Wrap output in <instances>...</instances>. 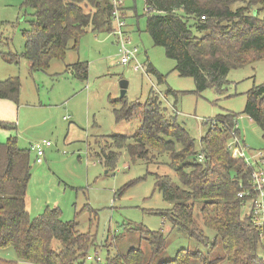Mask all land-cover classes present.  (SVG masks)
I'll use <instances>...</instances> for the list:
<instances>
[{
  "label": "trees",
  "instance_id": "1",
  "mask_svg": "<svg viewBox=\"0 0 264 264\" xmlns=\"http://www.w3.org/2000/svg\"><path fill=\"white\" fill-rule=\"evenodd\" d=\"M22 5L32 10L29 26L22 30L23 49L19 54L1 52V57L10 62L24 57L33 70L48 67L54 57L63 58L69 42L76 49L88 29H114L110 0H22ZM145 6L146 31L153 44L174 60L179 76L194 81L191 91L167 88L174 102L179 94L200 95L208 88L222 95L230 70L264 59V0H145ZM69 68L77 78H87L86 61L78 60ZM146 71L159 83L165 79L151 64ZM19 93L18 78L0 80V99L17 103ZM113 102L120 104L113 109L116 122L137 115L141 125L130 136H107L108 147H99L94 155L107 169H114L122 148L132 160L166 159L174 178L154 173V190L172 205L150 213L170 221L173 228L207 248V253L180 248L172 259L158 264H264V225L255 226L246 213V201L253 195L238 196L242 186H249L254 166L233 158L227 148L238 113L226 111L204 121L208 128L196 140L176 120L175 103L169 110L154 89L144 103H127L124 96ZM241 113L256 124L264 140V82L246 92ZM0 128L12 127L0 120ZM31 153L30 146H18L16 137L0 141V248H12L17 259L0 257V264H84L93 260L89 249L95 237L90 229L81 232L75 220L63 221L57 207L46 206L41 214L29 216L25 195ZM260 163L264 164V156ZM197 203L200 220L195 217ZM204 228L213 231L211 239ZM134 230L147 242L149 260L136 247L107 256L103 264H151L165 249L161 229L139 225Z\"/></svg>",
  "mask_w": 264,
  "mask_h": 264
},
{
  "label": "rangeland",
  "instance_id": "2",
  "mask_svg": "<svg viewBox=\"0 0 264 264\" xmlns=\"http://www.w3.org/2000/svg\"><path fill=\"white\" fill-rule=\"evenodd\" d=\"M123 4L124 38L130 41L129 47L137 48V63L120 62V45L113 31L88 29L78 39L76 49L69 42L63 58L54 57L48 67L33 70L24 57L16 62L1 57V52L22 51L25 42L22 30L28 28L32 10L23 6L22 0H0V80L16 77L20 82L17 103L0 99V120L12 127L0 128V141L16 137L18 146L26 149L41 140L51 142L44 150L42 163H36L33 153L30 154L26 209L32 218L46 206L57 207L63 221L75 220L81 232L90 229L95 237L94 246L89 249L93 260L84 264H103L107 256L136 247L149 260V246L134 230L139 225L150 230L161 229L165 235V249L151 264L172 259L180 248L207 253L205 246L173 228L170 221L150 213L151 209H169L172 205L154 190V173L174 178L166 159L150 157V163L132 160L122 148L114 169H107L94 155L99 147H108L107 136H130L141 125L137 115L115 120L113 109H119L120 104L113 101L122 99L120 81L128 83L124 94L127 103H144L151 89L156 90L169 110L175 103L176 120L196 140L208 128L204 121L226 111L238 113L240 135L247 148L245 160L264 168V164H256L251 157L259 152L264 156L260 129L241 113L246 92L264 82V59L230 70L229 84L222 95L208 88L200 95L179 94L174 102V96L166 94L167 88L191 91L195 86L193 79L179 76L174 70V60L165 56L162 47L153 44L146 31L145 0H124ZM78 60L88 64L85 80L77 78L72 69H66ZM135 64L141 67L135 70ZM148 64L164 76L162 83L146 71ZM199 205L195 207L198 220ZM204 232L210 239L213 237L210 229L204 228ZM0 257L17 260L12 248H0Z\"/></svg>",
  "mask_w": 264,
  "mask_h": 264
},
{
  "label": "built area",
  "instance_id": "3",
  "mask_svg": "<svg viewBox=\"0 0 264 264\" xmlns=\"http://www.w3.org/2000/svg\"><path fill=\"white\" fill-rule=\"evenodd\" d=\"M112 5V19L115 22L113 33L116 35L119 42V54L120 62L127 64L131 60L137 63V48L129 47V40L124 38L123 27L125 26L124 18V0H110ZM141 66L135 64L134 69L138 70ZM66 117H64L65 119ZM239 127L237 118L234 120V125L230 130V138L227 142V148L231 151L233 158H241L244 160L247 166H254L251 162L248 163L246 158L247 148L243 142L241 135L238 133ZM51 146V142L48 140H41L30 145L31 151L34 153L36 163H42L44 157V150ZM256 164L260 163V158L263 157L262 153L259 152L251 156ZM198 160H203V155H198ZM247 195H253V197L246 201L248 204L246 213L251 218L253 224L257 227L264 225V168L257 165L254 166L250 177L249 186L247 188L242 186V189L238 192L240 198H244ZM90 258V257H88Z\"/></svg>",
  "mask_w": 264,
  "mask_h": 264
},
{
  "label": "water",
  "instance_id": "4",
  "mask_svg": "<svg viewBox=\"0 0 264 264\" xmlns=\"http://www.w3.org/2000/svg\"><path fill=\"white\" fill-rule=\"evenodd\" d=\"M120 96L123 97L124 94L126 93V87H127V81L125 80H122L120 81Z\"/></svg>",
  "mask_w": 264,
  "mask_h": 264
}]
</instances>
